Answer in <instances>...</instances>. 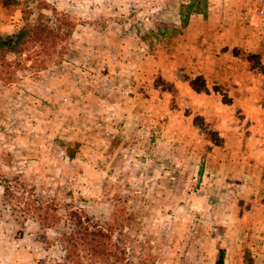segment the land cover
<instances>
[{"label":"rangeland","instance_id":"rangeland-1","mask_svg":"<svg viewBox=\"0 0 264 264\" xmlns=\"http://www.w3.org/2000/svg\"><path fill=\"white\" fill-rule=\"evenodd\" d=\"M7 1L54 36L0 56V264H264V0Z\"/></svg>","mask_w":264,"mask_h":264},{"label":"trees","instance_id":"trees-1","mask_svg":"<svg viewBox=\"0 0 264 264\" xmlns=\"http://www.w3.org/2000/svg\"><path fill=\"white\" fill-rule=\"evenodd\" d=\"M15 2V1H14ZM5 4H12L11 1L5 2ZM182 7L186 10L185 13H181V22L186 24L188 17L192 13H199L205 16L207 14V0H189L187 4L182 5ZM158 24V22L156 23ZM53 30L49 28L48 25L36 22L34 24L26 23L23 27H21L18 31L13 34H8L6 36L0 35V56H4L7 53H23L24 51H29L35 44H43L48 38L54 36ZM237 55V54H236ZM249 55L248 60L250 61ZM190 85L195 91H205L206 83L204 77L199 74L195 78L190 80ZM68 158L72 159L74 157L73 152H67ZM90 217L86 214H80L75 211H71L69 220L72 222V230L65 236L64 240L67 241L73 248L75 244H78L79 241L83 243L91 244L90 242H96V246L110 243L100 242L103 239L107 238L108 235L106 231L109 229L104 228L99 223H91ZM104 230H106L104 232ZM90 239V240H88ZM94 243H92L93 245ZM93 252H97L103 254L102 250L92 249ZM222 253V252H221ZM70 254V253H69ZM217 264H222V257L219 256Z\"/></svg>","mask_w":264,"mask_h":264},{"label":"crops","instance_id":"crops-1","mask_svg":"<svg viewBox=\"0 0 264 264\" xmlns=\"http://www.w3.org/2000/svg\"><path fill=\"white\" fill-rule=\"evenodd\" d=\"M21 1V0H17ZM15 6L18 5V3L14 4ZM13 4H3L0 2V35L6 33L11 34L14 30V25H11L9 22L11 20V6H14ZM147 19V18H145ZM145 19L140 20V22L145 21Z\"/></svg>","mask_w":264,"mask_h":264},{"label":"built area","instance_id":"built-area-1","mask_svg":"<svg viewBox=\"0 0 264 264\" xmlns=\"http://www.w3.org/2000/svg\"><path fill=\"white\" fill-rule=\"evenodd\" d=\"M262 12H263V10H260V11H259V13H262Z\"/></svg>","mask_w":264,"mask_h":264}]
</instances>
